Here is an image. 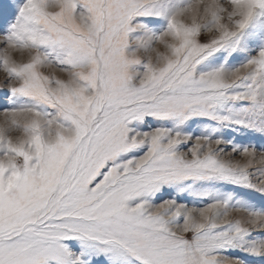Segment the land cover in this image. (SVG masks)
<instances>
[{
	"label": "snow or ice",
	"instance_id": "6c2138e0",
	"mask_svg": "<svg viewBox=\"0 0 264 264\" xmlns=\"http://www.w3.org/2000/svg\"><path fill=\"white\" fill-rule=\"evenodd\" d=\"M0 264H264V0H0Z\"/></svg>",
	"mask_w": 264,
	"mask_h": 264
}]
</instances>
